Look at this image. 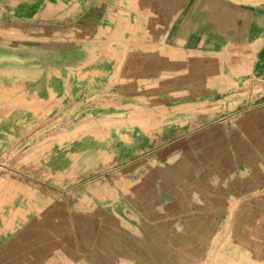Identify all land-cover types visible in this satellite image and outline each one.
Wrapping results in <instances>:
<instances>
[{"label":"crops","instance_id":"obj_1","mask_svg":"<svg viewBox=\"0 0 264 264\" xmlns=\"http://www.w3.org/2000/svg\"><path fill=\"white\" fill-rule=\"evenodd\" d=\"M50 1L72 10L63 6L54 15ZM115 2L0 0V89L15 79L5 69L35 65L44 68L41 76L24 84L45 96L48 80L64 87L47 68L83 56V44L74 39L97 33ZM142 2L159 42L146 50L138 40L139 53L127 54L128 64L144 69L151 59L177 69L218 61L213 65L239 74L248 69L246 77L264 83V0ZM78 3L88 4L78 9ZM50 16L57 22L50 25ZM18 109L0 122V156L26 140L11 121ZM237 112L232 124L224 114L165 148L149 139L135 156L114 155L104 170L97 167L96 143L78 139L43 148L39 169L0 173L6 180L0 264H224L214 245L226 219L232 238L253 255L252 264H264V96ZM161 148L168 150L163 156Z\"/></svg>","mask_w":264,"mask_h":264},{"label":"rangeland","instance_id":"obj_2","mask_svg":"<svg viewBox=\"0 0 264 264\" xmlns=\"http://www.w3.org/2000/svg\"><path fill=\"white\" fill-rule=\"evenodd\" d=\"M87 4L78 3L76 8ZM63 6L72 10L73 5L49 2L54 15ZM145 10L142 0H116L97 33L74 39L83 44V56L63 67L47 68L48 77L56 75L64 81V87L59 89L51 87L48 80L49 96L23 83L26 79L37 80L44 70L42 66L5 69L15 79L12 85L0 89V105L4 106L0 122H9V111L20 108L11 121L17 122L22 139L26 140L17 150L1 154L0 173L39 169L43 148H50L54 142L78 139L96 143L97 167L104 170L111 165L114 155L135 156L149 139H158L165 148L170 140L184 138L187 132L224 114L226 122L232 124V112L237 114L239 109L263 99L264 83L246 77L243 73L248 69L239 74L232 66L213 65L218 61L205 67L197 61L191 68L177 69L155 66L151 59L145 61L148 66L144 69L137 63L128 64L127 54L139 53L135 49L138 40L144 42L146 50L155 46L154 40L159 42L152 31L151 11ZM52 21L57 19L50 16V25ZM226 55L224 63L229 62L231 52ZM174 126L182 130H173ZM163 148L158 151L160 156L168 152ZM4 183L6 180L1 178L0 196L5 192ZM215 240H220L214 249L224 257V264L254 263L250 250L232 238L227 219Z\"/></svg>","mask_w":264,"mask_h":264}]
</instances>
